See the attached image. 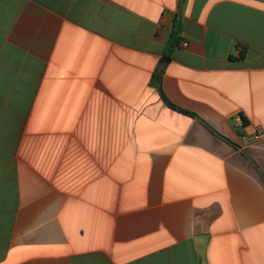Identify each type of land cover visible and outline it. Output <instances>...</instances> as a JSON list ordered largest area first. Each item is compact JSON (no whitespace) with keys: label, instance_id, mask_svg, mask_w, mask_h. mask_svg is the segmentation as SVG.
Segmentation results:
<instances>
[{"label":"crops","instance_id":"obj_1","mask_svg":"<svg viewBox=\"0 0 264 264\" xmlns=\"http://www.w3.org/2000/svg\"><path fill=\"white\" fill-rule=\"evenodd\" d=\"M258 131L264 0H0V264H264Z\"/></svg>","mask_w":264,"mask_h":264},{"label":"trees","instance_id":"obj_2","mask_svg":"<svg viewBox=\"0 0 264 264\" xmlns=\"http://www.w3.org/2000/svg\"><path fill=\"white\" fill-rule=\"evenodd\" d=\"M182 32V23L180 21V19L176 18L175 21H174V24H173V29H172V35H171V38H170V41H169V45L167 47V50L165 52V56H164V59L161 61V64L159 66V72H163L164 69H165V66L167 64V62L169 61L170 59V54L171 52L173 51L174 48H177V47H181V42H182V38L180 37V34ZM240 54H241V59L245 56V50L244 48H240ZM157 80L159 82V89H160V77H157ZM161 90V89H160ZM161 95H162V98L163 100L173 109L175 110H178L180 112H183L185 114H188L186 111L184 110H181V109H178L176 108L175 106H173L167 99L166 97L163 95L162 91H161Z\"/></svg>","mask_w":264,"mask_h":264},{"label":"built area","instance_id":"obj_3","mask_svg":"<svg viewBox=\"0 0 264 264\" xmlns=\"http://www.w3.org/2000/svg\"><path fill=\"white\" fill-rule=\"evenodd\" d=\"M187 46V43H182V47H186ZM264 135L263 133L260 131H258L253 137H252V143L253 144H257L259 143L262 139H263Z\"/></svg>","mask_w":264,"mask_h":264}]
</instances>
